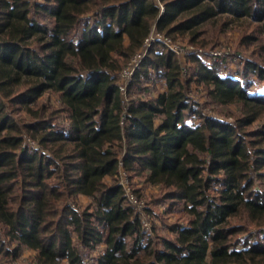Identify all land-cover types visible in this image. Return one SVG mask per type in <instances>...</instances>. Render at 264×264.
<instances>
[{"label":"trees","instance_id":"obj_1","mask_svg":"<svg viewBox=\"0 0 264 264\" xmlns=\"http://www.w3.org/2000/svg\"><path fill=\"white\" fill-rule=\"evenodd\" d=\"M225 16L259 52L240 79L195 54L186 80L156 42L125 102L121 72L154 29L197 44ZM250 76L264 84V0H0V264H264V89ZM192 82L233 120L207 114ZM122 172L159 189L145 212L169 236L145 228Z\"/></svg>","mask_w":264,"mask_h":264},{"label":"rangeland","instance_id":"obj_2","mask_svg":"<svg viewBox=\"0 0 264 264\" xmlns=\"http://www.w3.org/2000/svg\"><path fill=\"white\" fill-rule=\"evenodd\" d=\"M229 17L225 16L222 18L217 19L211 25L207 26L205 28V34L201 36L199 39L200 43L197 44H192L188 41V39L184 38H179L177 41H172L173 42V49L171 47L165 46L172 50L181 60V63L183 64V67L185 68V79L189 80L190 79V74L191 70L189 72L190 67H192V64L190 61H188L189 56H193L196 53L201 54L202 59L209 62V63H218L219 66L221 62H225L226 64V69H221L220 74L222 75H229L233 78L240 79L242 77L241 72V63L244 61L249 60H254L258 58L259 52L255 49L254 44H246L243 40V36L246 33V29L243 26L242 21L235 20L233 22H229L226 26L223 24L226 22ZM206 42L208 43L207 46L203 47L201 46V42ZM203 42V43H204ZM175 47V48H174ZM201 51V52H200ZM224 65V66H225ZM223 66V67H224ZM188 70V71H187ZM247 82L250 81L251 84L254 85L252 88V91L259 92L260 90L264 89V84L262 81L257 79L254 76H250L247 80ZM150 87V86H149ZM157 90H153L152 94L154 96H157L159 92L165 90V82L164 81H158L157 82ZM127 88V86H126ZM150 94V96L152 95ZM188 95L192 97L193 100L199 101L202 103V106H205V112L213 117L215 116H221L226 119H229L230 121L233 120L232 116L237 114V107L234 106H229V107H217L213 104H208V98H207V89L205 85L203 84H197L195 82L190 83L188 87ZM132 96L130 93L127 91L126 97H125V102L130 100ZM126 180V179H125ZM127 181V180H126ZM137 178L130 181L127 183V186L129 189L134 192L137 187L143 190V198L139 197L140 200V206L136 207V210L138 213H141L140 215L143 218V221L148 223L151 229V232H153V225H157V236H169L167 233L166 229L163 227V222L161 218H152L151 216H148L146 214V208L147 203L151 202L154 197H158L159 194V189L158 188H153V187H148L140 184ZM138 182V184H137ZM138 186H137V185ZM136 195V194H135ZM137 196V195H136ZM148 201V202H147ZM81 202L86 205L88 204L89 200L88 199H83ZM147 202V203H146ZM168 204H159L157 207H154L157 213H159L164 220L168 223H175L177 221L184 222L185 217H182V215L179 213L180 210L182 209L181 205H178L174 208V210L170 213H165L167 209ZM182 219V220H179ZM162 226V227H160ZM156 239V238H155ZM157 240V239H156ZM161 247V246H160ZM102 248H99L96 252L91 253L88 252L86 253V258L89 261L91 256H96ZM33 252L27 250L24 252V259H27L31 256H33ZM91 261V260H90ZM89 261V262H90Z\"/></svg>","mask_w":264,"mask_h":264},{"label":"built area","instance_id":"obj_3","mask_svg":"<svg viewBox=\"0 0 264 264\" xmlns=\"http://www.w3.org/2000/svg\"><path fill=\"white\" fill-rule=\"evenodd\" d=\"M162 9H164L163 6H162ZM156 42H159V43H161L165 46L171 47L173 49L172 40L170 38L165 37L164 35L156 33L155 29H154L152 34L150 35V37L145 42V48L139 54H137L135 56L133 62L130 63L129 66L125 67L121 72V75H120V77H121V88H120V90H121V94L124 97V99H125L126 93H127L126 86L128 87V85L131 83L132 78L135 75L137 69L140 67V64H141L142 60L144 59L145 55L149 51L150 47L152 45H154V43H156ZM196 54H198V53H196ZM127 183H129L128 176L126 175L125 172H122L121 184L126 189V192H127L126 195L129 199V201L131 202L133 207L136 209L137 206H140L141 202H140L139 198L135 195V193L129 189V187L127 186ZM139 214H141V213H139ZM144 226L147 230H150V226L148 223L144 222Z\"/></svg>","mask_w":264,"mask_h":264}]
</instances>
